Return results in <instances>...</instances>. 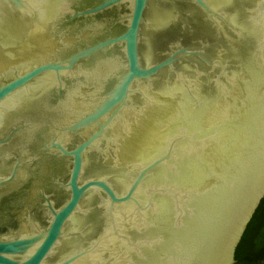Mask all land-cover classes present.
Listing matches in <instances>:
<instances>
[{"label": "water", "instance_id": "obj_1", "mask_svg": "<svg viewBox=\"0 0 264 264\" xmlns=\"http://www.w3.org/2000/svg\"><path fill=\"white\" fill-rule=\"evenodd\" d=\"M264 199V0H0V264H235Z\"/></svg>", "mask_w": 264, "mask_h": 264}, {"label": "trees", "instance_id": "obj_2", "mask_svg": "<svg viewBox=\"0 0 264 264\" xmlns=\"http://www.w3.org/2000/svg\"><path fill=\"white\" fill-rule=\"evenodd\" d=\"M257 256L264 257V199L236 249L235 264H248Z\"/></svg>", "mask_w": 264, "mask_h": 264}, {"label": "flooded vegetation", "instance_id": "obj_3", "mask_svg": "<svg viewBox=\"0 0 264 264\" xmlns=\"http://www.w3.org/2000/svg\"><path fill=\"white\" fill-rule=\"evenodd\" d=\"M248 264H264V257L260 258V256L254 257L252 261Z\"/></svg>", "mask_w": 264, "mask_h": 264}]
</instances>
